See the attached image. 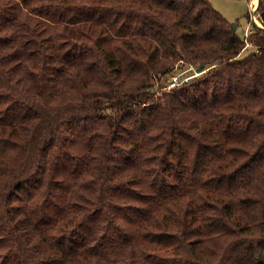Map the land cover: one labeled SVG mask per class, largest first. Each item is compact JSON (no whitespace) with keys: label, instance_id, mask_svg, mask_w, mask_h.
<instances>
[{"label":"trees","instance_id":"1","mask_svg":"<svg viewBox=\"0 0 264 264\" xmlns=\"http://www.w3.org/2000/svg\"><path fill=\"white\" fill-rule=\"evenodd\" d=\"M258 2L243 36L209 0L0 5L9 264H264Z\"/></svg>","mask_w":264,"mask_h":264},{"label":"rangeland","instance_id":"2","mask_svg":"<svg viewBox=\"0 0 264 264\" xmlns=\"http://www.w3.org/2000/svg\"><path fill=\"white\" fill-rule=\"evenodd\" d=\"M5 1H7L9 4H13L16 0H0V5L3 4ZM209 1L213 4V6L217 10H219L224 16H226L227 19L232 24H236L237 33L241 36H243L245 31L249 28L250 23H255V24H257V22L261 23V21L258 18L257 13L255 14L256 18H257V22L252 17L253 11L256 10L255 4L253 5V0H209ZM254 50H256L255 47L253 45H249L247 47V49L242 52V55L245 56L249 52L254 51ZM189 69H193L195 74H198L196 71L197 67H191ZM190 72H192V71H190ZM190 72H188L187 69H184L181 71H180V69L174 70L173 72H171V74L169 76L166 75V76L161 77V79L156 80V85H155L154 89L155 88L160 89L162 87L161 86L162 82L164 83V81L168 86L171 75L173 73H176V74L180 75L181 77H185ZM167 89H170V88H167ZM162 90H165V88ZM131 187L135 190H138V191H146L138 182H136V183L133 182ZM133 196L132 195L130 196L127 194L123 198H120L119 199L120 205H122V204H125L127 206L140 205L141 202L139 200H136V198ZM130 215L133 217L135 216V214L133 213L132 210H130V212H129V216ZM118 221L120 223L122 222L121 224H123V223L126 224V228H128V229H130L132 226V223L128 222V219L126 218L125 215L123 216L121 214L119 216ZM9 263H10V256H7V246L5 247L4 245L0 244V264H9Z\"/></svg>","mask_w":264,"mask_h":264},{"label":"built area","instance_id":"3","mask_svg":"<svg viewBox=\"0 0 264 264\" xmlns=\"http://www.w3.org/2000/svg\"><path fill=\"white\" fill-rule=\"evenodd\" d=\"M252 17L254 18V20L257 22V18L256 15H252ZM258 23V22H257ZM250 25V24H249ZM249 29V28H248ZM248 29L245 31V34L247 35L248 33ZM174 70H178V67L176 66L174 68ZM190 78V76H185V77H181L180 75L173 73L171 75L170 81L168 83L167 88H171L174 87L175 85L181 83L182 81H187Z\"/></svg>","mask_w":264,"mask_h":264},{"label":"water","instance_id":"4","mask_svg":"<svg viewBox=\"0 0 264 264\" xmlns=\"http://www.w3.org/2000/svg\"><path fill=\"white\" fill-rule=\"evenodd\" d=\"M258 5H259V2H258ZM258 5L256 6V10L253 11L252 15H255L256 14L257 9H258ZM257 24H258V26L263 27V25L261 23H257ZM233 28L234 29L236 28V24H233ZM203 69H204V66H200V67L197 68L196 71H197V73H200L201 71H203Z\"/></svg>","mask_w":264,"mask_h":264},{"label":"bare ground","instance_id":"5","mask_svg":"<svg viewBox=\"0 0 264 264\" xmlns=\"http://www.w3.org/2000/svg\"><path fill=\"white\" fill-rule=\"evenodd\" d=\"M255 4V6L258 5V0H253V5Z\"/></svg>","mask_w":264,"mask_h":264}]
</instances>
